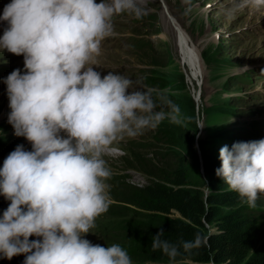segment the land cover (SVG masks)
Returning a JSON list of instances; mask_svg holds the SVG:
<instances>
[{"label":"clouds","instance_id":"1","mask_svg":"<svg viewBox=\"0 0 264 264\" xmlns=\"http://www.w3.org/2000/svg\"><path fill=\"white\" fill-rule=\"evenodd\" d=\"M125 13L140 19L145 9L138 0H11L4 6L0 51L24 58V71L4 79L8 122L32 150L17 145L0 162V195L10 201L0 216V257L24 255L23 264H134L120 244L83 238L104 222L100 215L108 218L112 171L104 157L125 136L165 119L181 121L179 107L166 97L158 94L168 108L158 111L152 89H133L123 75L98 72L102 41L114 34L113 17ZM242 124L252 141L221 147L216 175L255 207L264 193V114ZM163 233L152 237V248L173 262L181 249L207 241L197 235L171 243Z\"/></svg>","mask_w":264,"mask_h":264},{"label":"rangeland","instance_id":"2","mask_svg":"<svg viewBox=\"0 0 264 264\" xmlns=\"http://www.w3.org/2000/svg\"><path fill=\"white\" fill-rule=\"evenodd\" d=\"M138 2L145 9V15L136 19L126 13L120 14L113 23L115 34H120L119 42L110 38L102 44L97 61L104 75L109 71L123 75L133 81V89L147 90L149 78L158 77L164 83L160 91L179 107L181 123L174 124L165 119L156 128L146 129L134 138L125 136L116 141L114 150L104 159L113 176L123 174L129 177L128 182L142 186L153 177L140 167L138 160L148 158L162 166L159 154L167 151L169 146L172 158L177 151L183 156L190 178L195 183L193 185H198L196 188L200 187L204 192L207 189L202 186L205 156L219 157V150L224 145L231 148L236 142L252 141L245 135L248 129L241 127L242 123L250 122L254 115L264 114V69H259L264 64V15L260 14L258 7H251L247 0L241 2L244 10L237 8L238 0ZM171 17L198 50L202 64L193 63L192 59L183 56L184 47L178 46L179 37ZM183 57L192 64H185ZM12 60L11 55L0 51V79L7 68L24 71V60L11 63ZM239 75H244L246 81H239ZM9 112L7 86L3 79L0 81V162L17 145H23L27 151L32 150L26 138L15 135L8 122ZM160 131L170 134L163 139ZM183 132L195 137V145L188 147L184 142H175L176 135ZM132 141L151 142L154 146L135 150ZM110 181H107L109 186L112 184ZM109 196L113 198L110 190ZM259 201L264 207V193L259 194ZM9 203L0 195V216ZM104 215L115 219L109 214ZM111 220L95 227L93 231L97 234L90 230L83 238L105 246L108 244L107 236L116 229L115 222ZM29 239L38 238L33 236ZM24 259V255H18L9 264H23Z\"/></svg>","mask_w":264,"mask_h":264},{"label":"trees","instance_id":"3","mask_svg":"<svg viewBox=\"0 0 264 264\" xmlns=\"http://www.w3.org/2000/svg\"><path fill=\"white\" fill-rule=\"evenodd\" d=\"M163 87V81L155 76L146 84V88L153 90L154 99L158 100L159 94L170 100L160 91ZM160 108L167 106L159 105L158 100L157 109ZM160 132L163 139L170 134ZM194 138L183 132L176 135L175 142L190 147L195 145ZM131 144L135 150L153 145L133 141ZM168 150L159 154L162 166L152 159L138 160L140 167L153 177L145 185L132 184L123 174L112 175L109 190L114 201L110 199L112 204L103 214L115 218L116 229L107 236V245L120 244L135 264H264V207L259 197L255 207L242 201L216 175L221 161L215 155L205 156L202 186L207 187L209 194L202 192L200 187L196 188L198 185H193L183 156L177 151L172 158ZM161 230L162 238L171 243L192 241L197 235L207 241L187 253L181 249V256L173 262L161 250L152 248V237ZM17 256L11 260L0 257V264H9Z\"/></svg>","mask_w":264,"mask_h":264},{"label":"bare ground","instance_id":"4","mask_svg":"<svg viewBox=\"0 0 264 264\" xmlns=\"http://www.w3.org/2000/svg\"><path fill=\"white\" fill-rule=\"evenodd\" d=\"M248 4H251L250 0H247ZM1 12V9H0ZM3 12V11H2ZM1 15V13H0ZM171 21L174 22V26L176 27V34H178V46L180 44V47L183 46V56H187L188 59H192L193 63H197L202 61L201 56L198 53V50L196 49V47H194L193 45L190 44L189 39L187 38L186 33L184 32V30L178 26V24L176 23V20L174 18L171 17ZM5 21H0V32H4V28L5 25L7 24V22ZM167 33V32H166ZM165 33V34H166ZM165 34H163V37H165ZM168 36V35H167ZM155 40V39H154ZM102 45V44H101ZM136 46V45H135ZM102 49V48H101ZM183 61L185 64L190 65V62L192 64V61L187 60L186 58L183 57ZM201 63V62H200ZM202 64V63H201ZM199 65V64H198ZM195 66V65H194ZM200 66V65H199ZM191 67V66H190ZM193 67V66H192ZM192 69V68H191ZM190 69V70H191ZM199 71L201 70V66L198 67ZM195 72V71H194ZM195 74V73H194ZM193 73L192 75L195 76ZM202 74V73H201ZM200 82V81H199ZM6 130V129H5ZM4 132V131H3ZM112 204V203H111Z\"/></svg>","mask_w":264,"mask_h":264}]
</instances>
